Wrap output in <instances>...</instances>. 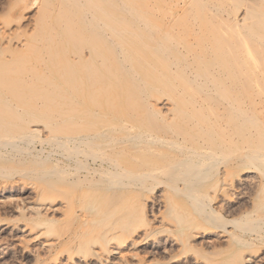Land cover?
Segmentation results:
<instances>
[{
	"label": "rangeland",
	"instance_id": "1",
	"mask_svg": "<svg viewBox=\"0 0 264 264\" xmlns=\"http://www.w3.org/2000/svg\"><path fill=\"white\" fill-rule=\"evenodd\" d=\"M48 1H51L50 4H52V2L54 1L53 4L55 3L54 4L55 7H57L59 4V2L57 4L55 0H48ZM40 2L41 0L39 1L37 0V2L36 0H0V60L3 59L2 58L3 55H5L4 57H7V55L9 54V52H7L8 49H12L14 52L18 51V54L21 53L20 51H23V48L21 45L23 44L24 40L26 38H29L30 36H33L34 34H35L34 36H37V34L40 31L39 25L37 23V19L39 17L38 7L41 5ZM247 3H250V1L248 0ZM82 5H79V7L81 6L83 8L85 6V5L83 6ZM52 6L53 5H51V7ZM54 6H53L54 9L49 7V10L51 9L50 11H52L51 14L53 15V18L55 15V13L53 12H55L56 10ZM62 6H63V3H62ZM60 7H61V3H60ZM48 21L50 23L52 22L51 24L49 23L51 27L53 25L52 28L56 26V23L53 22V20L51 21V19H48L47 22ZM53 23H55V26ZM163 26H161V28L163 30L166 29L167 26L166 27H163ZM176 26L177 25H174L172 27L175 28ZM178 27L179 26H177V28ZM158 28L159 26L157 25L156 27L151 26V28L150 27L148 28V31L154 34L153 30H155V33H159ZM193 28L194 30H197V27L195 28L194 26ZM32 32L34 33L33 35H31ZM183 33L180 36L178 35L179 37H174L175 39H171L172 41L170 40V42H168V40L165 41V43H163L164 45L161 42L162 46L159 44L160 43L159 40L157 44L155 43L157 41H154V39H150V40L151 42L152 41L154 42L153 44L160 46L159 48L161 49H159L156 46L158 56L161 58L163 57L167 60L169 59V61H171L170 71L173 70V73L175 72L178 73V71H176L177 70L176 68L177 66H179V63L181 64L178 67L179 68L178 70L181 69L180 72H183V71L185 72V73L183 72L182 77H180V78H183L184 80V77L186 76L187 78L192 77V75L190 74H194V72L197 69L196 65L198 63L197 61L199 57L198 55H199L200 40L197 37L198 36L197 33L188 34L187 36L185 35V37ZM231 33L233 32H230V36L233 37V34L231 35ZM139 44L140 43H132L130 45V49H128V53L126 51L125 55L126 54L136 55V54L141 53L140 50H138ZM248 44L249 43L246 44L245 42L243 45L246 47L247 46L250 47V49L252 50L253 48H255V52L252 53V51L248 49L247 52L249 53V55L251 54V56L249 57L248 53H245L242 47V50L240 52L241 54L239 53V58L241 59L243 58V60L244 59L246 60L248 58V60H250L252 56H254V54L256 53L258 54L259 52L260 56L259 55L257 56L261 57V59L263 58L261 60L262 63L257 64V61H256L255 65L253 64L255 67L250 65L248 70L249 72L251 71L255 72L252 74L254 76L252 78L253 79L256 78L257 79L256 81H259L260 83L256 82L255 83L256 85L252 84L250 85L251 88H247V89L246 88L233 89V87L232 88L230 87L232 90L229 88L225 90V92L222 91L224 95L220 93L219 100L223 102L222 105L228 102L229 104L231 103L233 106L230 107V112H229L231 113L230 116L228 115V117H230L231 119L227 117V114L223 113L224 115L222 114L223 116L221 115L220 119H218L219 127L218 129L216 128L214 132H211L213 131V129L211 131H206L205 128L203 129L198 128L199 127L198 123L192 124L193 122L191 121L193 120H195L194 122L197 121L196 119H192V118H195L196 116V114H194L195 112L193 113L195 116L191 118L192 120H190V117H189L190 115L187 114L188 111L189 112L196 111V113L199 112L201 108L200 106L202 105L198 103L199 101L197 97L194 98V100L197 99L196 104L194 101L192 102L193 105L189 104L191 107L188 104H187L188 106H186V103H184V105L181 106L182 110H185V108L183 109V107L185 106L187 107V109L189 107L191 109L189 108L190 110L189 109L187 111L185 110V112L182 111V113L185 114V115L183 114L185 118L183 121H181V124H179L180 123L179 120H182V119H178V117H181V115L178 117L175 116V114L177 115L178 113L177 109L174 110L175 107L178 108L177 105L172 110L173 112H175L173 113L172 111L168 110L166 107V105L169 107H171V105L165 103L168 100L167 98L171 97L168 94L170 90L169 86L172 87V85L168 84L169 85L168 86L166 84L168 86L167 87L165 86V84H163L164 88L163 86L161 87L160 85L158 90L151 88V87H154L152 83L153 82L152 78H150L151 71L155 72L153 68L154 67L156 68V65L154 64H153L154 67L152 66L153 68L151 71L149 70L150 68L148 70L143 69L145 70L143 71V73L144 72L147 73L146 71H150L147 74L145 73L141 74L142 70H139L140 71L139 74H136L132 66H134L135 69H138V68L135 65L131 66L130 63L125 60L126 61L125 64L127 63L126 67H128L131 70L130 71L128 70L129 75L125 77V79L121 82L123 88H129V87H134V86L137 87V85L142 86V88L143 87L146 88L145 84L147 85L148 83H144V79L147 81H150L151 84L149 83L150 85L149 84L147 85L148 88H151V90L153 89L156 91V92L151 91L152 93L151 96L154 97L153 99L151 100L149 99V98H152L149 94L150 93L149 91L148 92L146 91L145 93H143V97L145 99L142 97V99L140 101L138 100L137 102H135L136 100H133V99H129L125 101L123 99L122 100L114 99L113 104L115 103V105L112 108H115V109L109 110L108 112H106L108 110L106 109V106H108V104L106 105L104 103V98L106 94L104 95V93H98V94L94 93L87 100L86 99L78 100L79 104L77 103L76 105L73 106L74 109L81 114V116L87 114V116L90 117V120L92 118V121L89 122L88 127L86 128L90 141L94 140V137L98 136L100 133H102L103 135L99 137H102L103 140L109 138V135H111V133L114 136H117L114 133L116 134L123 133L126 127H128L129 129L131 128L130 125L126 124L125 122L128 120H125L124 115H123L124 112L128 111V112L133 113L139 108L143 109L142 106L144 108L145 106H147V109L148 107L149 109L151 107L152 110L151 109L150 110L153 111L154 116L150 117V120H151V122L149 123L150 125L148 124L146 126L153 127L154 129L153 131L155 133L160 132V133H157V135L159 134V136H161V133L162 134L165 133V132H162V130L167 131L166 132L167 134L165 133L166 135L164 136L162 135V137H168L171 135L173 136V134H176L175 128L178 127L177 125L179 124V126L180 125L183 126V123H184V134H185L184 137L185 138L183 142L182 140H179V142L180 143L182 142L184 145V150H183L184 157L182 156V158H185V155L188 156V153L191 152L190 150H188V148L191 147L192 140L193 141L194 139L198 140L197 136L199 135V133L202 132V130L205 129L204 131L209 133V135L208 137L204 136L203 140L205 138V141L212 140L216 143L215 152H213L215 161L212 163V165L210 164L209 166L210 170L208 169V166L205 167V169L203 170L201 174V177L199 176L196 179L192 178L191 180L198 182L196 183V186L198 189L196 190V192L200 191L199 194L197 193V195H199V198L203 200L204 202L206 201V203L210 204V206L214 207L215 210L220 212L216 218L209 217L208 219L204 220L202 218L200 219L199 216L196 214L195 215L191 214L192 219L195 216V219H194L195 222L193 220L188 221V224H192V222L194 224L190 226L191 228H184V208L185 206H187L185 210L188 213H191V211H193V209L187 205V201L189 202V200L186 198L187 199L186 201V199L184 198V194H181L182 190H184L183 188L184 181L186 180H180L179 178L175 176H174L175 177L174 179L172 178L173 176H170V175L158 174L153 169L154 167L162 166V164L163 165L164 164L167 165V163L170 164L173 159L178 158V157L179 158L176 160L179 161L181 154L178 155L177 153L178 151L176 149L177 147H173L175 145H170L169 146L170 148L169 147L167 148V146L158 147V150L161 149L162 153L164 149L165 151L169 150L168 157L165 156L167 155V152L163 156L162 153L160 154V152L157 151V149L154 154L156 155L157 153H159L163 157L159 156L158 154L157 155L160 158L157 155L155 156L154 154L152 157H150L149 153H148L149 157H147V159L146 157H143L144 154L147 155V151L151 150V149L148 150V148L146 147H149V148L156 147V145H154L155 141L153 142V145L150 142L148 143L146 142L144 135L146 136L147 134H151L154 137L156 135H153L154 132H150V130H152L151 128L147 127L148 128L147 129L144 126L142 128L143 129L146 128L147 129V130L145 129L146 131L141 130L142 128L140 129L139 127L138 129H140L139 131L142 136L139 138L141 139L143 138L145 140L142 139L143 140L142 141L139 138L137 140L138 141L141 140L140 142H138L136 139L133 140L136 143H134L131 140L130 145L128 144L127 147H126V144L125 145L122 144V146H124L123 149L121 150V152L119 151L120 148L122 147L121 146L120 148H118L119 149L118 151L122 153L123 155L119 154V152L117 153V149L112 148L113 150L112 151L110 146L109 147L106 146L108 148H104L105 145L104 146L102 145L103 146L102 148L98 147L99 150L97 148L95 149V151L96 150L97 152L100 151L98 152L97 155L103 156L102 154L105 153V156L109 155L110 157H111L110 153L113 155L116 152L117 153V154L115 153L116 157H120L118 160H121L123 158L122 156L126 155L125 153L128 152L129 147L133 146L134 148H130L133 151L131 152L129 150V152L127 153L129 155L131 152L132 157H127L128 155L124 156V158L126 157L127 160L130 161L129 166L131 168H134V170L137 169V167L139 168V170H141L145 168L144 166L148 165L149 162L150 163L152 162L151 165L154 163V165L156 166L154 167L152 166L153 168L151 167V169H149V167L151 166L149 164L150 165L148 167L149 172L146 170V173L152 174L153 176H148L147 178L142 179V180H139V179L138 180L136 179L126 180V181L123 180V181L116 182L114 184L112 181H109V180H100V181H95L97 179H94V181L89 180V184L93 185L94 187L90 186L88 190L80 191V187L78 184L76 187V190H74L75 196L72 191L73 189L70 191L68 190L67 192L64 191V189L65 188L68 189V187H62L63 191H59L58 189L54 191H48V192L46 191L47 193L41 199L42 203L44 204L58 203L62 199L69 198L73 193L72 197L75 199V201L70 203V210L67 211L65 214L62 212H50V213L42 212V213L37 214L36 211L30 208L27 209L26 207L28 204L32 205L34 203H37L39 200L38 197H41V196H38L39 195L38 191H41L38 184L36 183L38 186L37 187L35 186L36 184H34L35 182L32 183V181H34L33 179H37L39 181V178H41L42 174L40 172L38 173L36 172V173H32V174H36L33 176L31 175L30 172L32 171L29 170V168L32 169V167L34 168V166L38 164L46 163L44 161H47L46 165L49 167L55 166L57 163V159L59 157V149H56L57 144L50 138V136L52 135L51 131L53 129L50 128L51 131H47L48 126L43 125L44 124L43 122L45 121V118H47V115H48L49 109H47V107H43L41 109L42 112L40 113V116H39V117L42 116V118L44 119H41L38 117L37 114L39 113L35 115L37 117H27L25 114L19 113L16 110L18 114L23 115L22 117H24L25 121L32 119V122L34 120L35 121L40 120V122H38L39 123L38 126L36 125L37 122L31 123L32 125L29 124L31 128L37 127L36 128L37 131L33 132V134L37 132L38 134L37 133L36 134L38 135V137L34 138L35 136L33 135L31 138H29L30 140L29 139L18 140L14 148H12V146H8V145L5 146L0 143V264H241V262L242 263L244 262V264H264V238L262 237L264 236V228H263L264 224L257 225V226L255 225L251 227L252 221L250 220L252 219L250 216L253 215L254 213L256 212L261 213V210H258V208L261 205V203L264 201V176L259 174V173L264 174V108H263L264 103L253 106L255 108L253 107L247 108L250 106L249 102L251 98L258 96L260 93L264 95L262 92L264 91L263 89L264 82H262L264 81V64H263L264 50L261 51L262 48H259V47L264 48V42L263 43L255 42L251 45H248ZM185 46L188 48L186 49ZM240 46L242 45L240 44ZM132 48L134 49V51ZM152 48L148 49L145 53H143V55L152 57L151 53L152 52L155 53L152 50ZM185 49L188 50L187 54H186ZM244 49L246 50V48ZM178 51L179 52L181 51V52L179 53ZM184 55L186 58L182 57ZM194 55L196 57H194ZM175 56L179 58L180 60L179 59L174 60L173 57ZM256 57L254 56L253 58L258 60L259 58H256ZM188 61L191 64L190 66H188L189 65ZM132 63L134 64L133 61L131 62V64ZM175 64H177V66ZM260 64L262 67L260 66ZM186 66H187V69H184ZM193 66L195 68H193ZM132 69L134 70V72ZM157 69L158 68H156V70ZM190 69L191 70L195 69V70L193 72ZM187 71L190 73H188ZM180 72L179 74H181ZM187 73L189 75H187ZM148 74L149 76H147ZM235 74L236 73H234V75ZM238 74L239 73H237V77L233 76L235 79L232 78L230 75H227L226 76L227 79H225L226 83L231 84V86L234 85V87H236L235 85L241 86L239 83L235 82L237 80L236 78H238L239 76L241 77V74L240 75ZM252 75H250V77ZM146 76L147 78H145ZM149 78L151 80H149ZM231 78L234 79L233 83H230ZM178 81L179 80L177 77V82ZM247 84L248 83H245L244 87H247L248 86ZM257 84H258V87H257ZM178 85L179 87H177ZM178 85L176 87L180 88V84ZM191 85L194 86V87L192 86L193 88L196 87L197 90L200 88L199 83H197L198 86L195 83ZM186 87L187 86H185V88ZM241 87H243V85ZM72 88L68 89L69 91L71 90L72 94L69 91H68V94L72 95L75 98L79 96L78 94H82V93L86 94V92L84 91H78L79 89L77 87L76 88L78 90L75 89V91L72 90ZM185 88H184V91L188 93V91L185 90ZM261 88H262V91H261ZM93 91L94 90H92V92ZM165 93L167 94L165 95ZM186 93L185 95H187ZM111 94L112 95L114 94L113 91H111ZM148 95L149 97H147L146 99V96ZM156 98L159 100H156ZM189 98L190 97L188 96L187 101L191 102L192 99L189 100ZM222 98H224V100ZM148 99L150 102L148 101ZM131 100H133V102ZM142 101L143 102L145 101V102L142 103ZM152 102L155 103L156 105L155 109L158 108L157 110L152 108V106H149V103H152ZM153 103L152 105L154 107ZM156 103L157 104L159 103V104L157 105ZM242 103L244 104L242 105ZM159 105L160 106L162 105V106L160 107ZM178 105H182V104H178ZM232 107L233 108L235 107V109L238 108V111L234 110ZM14 108L16 109L15 106ZM15 109H12V111ZM231 109H233L232 112H231ZM178 110H180V107L178 108ZM113 111L117 113L114 112L115 113L114 114ZM157 111L160 113H158ZM240 111L241 113H239ZM171 112L173 113V115ZM106 113L108 114V116L106 115ZM116 115H119V116L122 115L121 116L122 119H119L120 117ZM114 116L117 118L116 119L111 118ZM25 117H27V119ZM19 118L21 120V117ZM36 118H38L39 120ZM104 118L106 119V121L108 119L107 122L105 121L106 123L109 122L110 124H113V123L119 122L118 120L120 121L122 120L121 122L123 124L121 125V123H119V126H117L118 124H115V126L113 125L111 126L108 123L107 126H110L111 128L109 127V129H107L108 127H106ZM0 119L2 120L1 116H0ZM25 121L23 122L25 123ZM57 121H59L60 123ZM57 121H56V124H58L59 126L63 125L64 127H66L65 126L66 124H63L60 120H57ZM2 122H0V128L3 127V130H4L6 128L5 126H3L5 124ZM20 123L23 124L22 122ZM20 123L17 126V129L16 127L14 129L22 130L23 128L22 129L18 128L22 126L20 125ZM128 123H130V121H128ZM103 124H104V127H103ZM25 127L27 128V126ZM14 129L11 130V132L8 130V133L10 132L9 134H7L6 131H4V134L10 135V136H7V135L5 136L4 134H3L4 136L0 135L1 136L0 140L8 139L13 136H17L16 134L17 133L19 134L20 132H17L16 130L14 131ZM110 129L112 131L110 132V134L107 135L108 137L107 136L105 137L106 133L109 132ZM113 129L114 131L116 130L117 131L113 132ZM156 129H157V132L155 131ZM27 130L28 129L26 130L23 129L21 134H24V132L26 133ZM38 130L40 132H38ZM60 130H64L62 126H60L58 130L59 134H60ZM102 130L103 131L107 130V131H105L106 133L105 132L103 133ZM148 130L150 133L147 132ZM118 131H121V132L119 133ZM170 131L173 134L168 135L169 134L168 132ZM48 132L49 134L51 133L50 136ZM194 132L196 134H194ZM0 134H2V128L0 130ZM58 135H55V137ZM186 135H189L190 137ZM53 137L54 135H52V138ZM99 137L96 140H100L101 138ZM46 138L48 141H46ZM32 139H34V141H32ZM187 139L190 141V143ZM51 143L52 145L54 143L53 146H56V147H53L52 145H50ZM132 143L134 144L132 145ZM145 144L146 146L144 147ZM149 145L150 146L152 145V147H150ZM117 146H120V145H117ZM139 146L140 147L143 146V148L142 147L140 148ZM124 148H128V149L124 150ZM144 148L147 150V151L145 150V153H144ZM192 148L193 150L196 149L195 151L206 152V148H203V147L200 148V146H197V147L195 146ZM100 149H103V150H100ZM105 149L107 151H105ZM134 150L135 151L138 150V151L134 152ZM142 150H143V153L141 152ZM139 151L141 154H139ZM134 153L135 154L138 153V154L134 156L133 155ZM142 154H143L142 158L144 159L142 158L140 159H142L143 162L147 161L146 163L148 164L144 163L145 165L143 164V166H141L140 164L142 163L138 162L139 166L142 167L141 168L137 165V161L140 160L139 157ZM117 155H120V156H117ZM246 155H250L252 157L251 158L246 157ZM116 157L113 156V158H116ZM136 157H138L137 158L138 160L136 159ZM124 158H123L124 161L121 160V162H126ZM129 158L131 159L129 160ZM132 158L136 162L133 161ZM55 160H56V163L54 165L53 163ZM90 160L91 159H89L88 161ZM164 160H166L167 162ZM176 160H173V164L171 163L170 165H174V164L177 165L178 161L176 162ZM238 160H241V161H238ZM242 160H246V161H242ZM48 162L50 164H48ZM70 163L72 166L74 165L73 160H70L69 164ZM158 164L160 166H158ZM246 165L247 167H245ZM80 172L78 173L79 176L82 175L80 174ZM175 174L176 173H174V175ZM169 179H170V182L172 181L171 183H173L177 189L176 194L174 193V191H171L169 189V186H168V183H170ZM78 180L77 182H79ZM96 186L99 187V188L97 187L98 190H96L97 189ZM218 186L220 189L218 188ZM36 187L37 189H39L38 191ZM93 190L95 191L93 192ZM214 190H216L217 192L215 191L214 193ZM202 192L204 193L202 194ZM173 193L177 196L175 197ZM177 193L179 194L180 197L178 196ZM166 195L168 196V198L170 197L169 198L170 201L168 200ZM212 195L213 197H211ZM262 197L263 199H261ZM211 198L213 199V201ZM166 202H169L170 205H168V203ZM218 202L219 204H217ZM90 210L95 211L94 216L87 217L88 220L85 222L81 221L83 219V217L81 216L77 218L73 217L80 212L81 213H83L84 211L90 212ZM243 213L244 215H242ZM245 214L248 216H245ZM175 216L177 217V219ZM237 216H239L238 219L240 218L241 221H243V219L245 220L246 218L247 220L243 222L240 221L239 223L241 225H239V227L235 229V228H232V226L226 221L231 220V219H237ZM241 216H243L244 218H242ZM148 221L150 223L153 221L152 224L154 226H157L156 227L157 229L154 233L150 234L149 236H145V231H144L145 225L144 224L148 223ZM178 226L179 228H177ZM182 226L183 228H180ZM131 231L132 233H130ZM229 231H230L231 236L233 235L232 239L230 236L228 237V235H230L228 233ZM240 231L241 232L243 231V232L240 233ZM237 236H238V239H241L240 243L238 242V240H236ZM234 237L236 239H234ZM259 237L261 238L259 239ZM50 239L51 241L53 240L52 245L46 246L44 243ZM120 239H124V240H120ZM133 240L134 241L137 240L136 242L138 243L134 247V249L130 245V243H132ZM128 249L136 253V256L134 258L128 257L125 260L126 262L125 261L121 262L117 258L118 256L116 255L114 251L124 250L123 252H127ZM101 252L103 253L101 254ZM99 254L103 256L102 258L105 257L104 263H101V261L98 259L97 255ZM248 257L252 259V260L250 259L249 263L246 262V259ZM77 260H80V262L77 263Z\"/></svg>",
	"mask_w": 264,
	"mask_h": 264
},
{
	"label": "bare ground",
	"instance_id": "2",
	"mask_svg": "<svg viewBox=\"0 0 264 264\" xmlns=\"http://www.w3.org/2000/svg\"><path fill=\"white\" fill-rule=\"evenodd\" d=\"M249 1H250V3H247L248 0H76V1H74V0H58V1L55 0V2L57 4L59 2L58 6L55 7L54 6L55 3L53 4L54 1L52 2V4H50L51 1L41 0V2H40L41 5L38 7L39 8V13H38L39 17L37 19V23L39 25L40 31L37 34V36H34L35 34L32 32L31 35H33V34L34 35L30 36L29 38H26L24 40L23 44L21 45L23 48V51H20L21 53L18 54V51H16L17 52L16 53L12 49H8L7 52H9V54L7 55V57H4L5 55H3V57H2L3 59L0 60V116L2 117V120H3V122H2V120L0 119V122L4 123L5 125H3L2 123L1 124L3 126H5V128H6L3 130V127H1L2 128V134H0V135L6 136L15 127L17 129V126L19 125L20 122H22L24 125L20 123V125H22V126L18 127V128H20V129L23 128L25 130L28 129L26 133L23 131L24 134H21L23 129L22 130L14 129V131L16 130L17 132H20L19 133L20 135L17 133L16 134L17 136H13V137H10L8 139H1L0 143L2 145H5V146L8 145V146H12V148H14V146L18 140L29 139L33 135L35 136L34 138L38 137L37 132H36L37 134L36 133L33 134V132L37 131V129H36L37 127L31 128V126H29V124H31L33 122H35V123L37 122L36 125L38 126V124H39L38 122H40V120L38 118H36L39 121L34 120L32 122V119L25 121L24 117H22L23 115L18 114L17 111L19 113L25 114L27 117H37L35 115L37 113H39V114H37L39 117L40 113L42 112L41 109L43 107H47V109H49L48 115H47V118H45V121L43 122L44 124L43 123L42 124L44 126H48L47 131H51V129H53L51 131V133H52V135H54V137L52 138L51 133L49 134V132H48V134H49V136L51 135L50 136L51 140H53L57 144L56 149H59V157L57 155L58 159L56 158L57 163H56V160L53 163L54 165L56 163L55 166L49 167L46 165L47 161H44L46 163L38 164V165L34 166V168L31 166L32 169L29 168V170L32 171V172H30L31 175H33V176L36 174H32V173H36V172L37 173L40 172L42 174L41 178H39V181L37 179H33L34 181H32V183L35 182L34 184H36V183L38 184L41 191H38L39 189H37V187H38L37 184L35 186H37L36 189L39 193L38 196H41V197L37 196L39 198V200L37 198L38 202L34 203L32 205L28 204L26 208L27 209L30 208V209L36 211L37 214L42 213V212L43 213L62 212L65 214L67 211L70 210V203L75 201V199L72 197V195L74 193V196H75L74 190H76V187L78 184L80 187V191H86L89 189L90 186H93V185L89 184V180H93V181H94V179H97L95 181L109 180V181H112L114 184L116 182L123 181V180H125V181L126 180H135V179L136 180H138V179L142 180V179L147 178L148 176H153L152 174H147L146 170L149 172V169H151L152 166L154 167L156 165H154V163L151 165L152 162L150 163L149 161L148 162L151 166L148 163H146L147 161L143 162L142 161V159H144V158H142L143 154L139 157V159L140 158H142V159L137 161V165L139 166V163H142L140 165L143 166V164L146 163L148 165L144 164L145 165L144 167L147 169L143 168V169L139 170V168L137 167L138 171H137V169H135L136 170L135 171L134 168H131L129 166L130 161H128L126 157L124 158V156L128 155L127 153L129 152V150L131 152L133 151L132 149H130V148H134L133 146L129 147V149L124 148V150L128 149V152L125 153L126 155L122 156L126 162H121V160H123L122 157H121L122 158L121 160H118L120 157H116V155H115L116 152L113 155L110 153V155H111V157H110L109 155L105 156V153L102 154L103 156L97 155L98 152H100V151H98V152H97V150L95 151V149H97L98 147L102 148L105 145L104 148H108L110 146L111 150H112V148L117 149V153H118L119 151L121 152V150L124 147V146H122V144L123 145L126 144V147H127L128 144L130 145L131 140L132 141L135 139L137 140L139 137H142L139 130L143 126L147 128L148 126H146V125H148L151 122L150 117L154 116L153 111H151L152 110L151 107H150L151 110L149 109V107L147 109V106H145V108L142 106L143 109L139 108L140 110L138 109L133 113L128 112V111L124 112L123 115H124L125 120L130 121L131 124L128 123V121H125V120L124 121L126 122V124H129L131 128L129 129L128 127H126L127 130L124 129L125 131L124 132L122 131L123 133H121V134L114 133L117 136H114L111 133L112 136L109 135V138L104 139V140L102 137H99V136L103 135L102 133H100L98 136L94 137V140L90 141V138L88 136V132H87L86 128L88 127L89 122L92 121V118L90 120V117L87 116V114L81 116V114L78 111H76L73 106L78 103V100H80V99H86L87 100L94 93L95 94L104 93V95L106 94L105 98H104V103L106 105L108 104V106H106V109H108L106 112H108L109 110L115 109V108H112L115 105V103L113 104L114 99L115 100H122L123 99L124 101L129 100V99H133V100H136L135 102H137L138 100L140 101L142 99L143 93H145L146 91L147 92L149 91L150 92L149 94L151 96V94H152L151 91H155L156 89L158 90L160 85L162 87L163 84H165V86L170 84V85H172V87L168 85L170 88L168 95L171 97L167 98L168 100L165 103L171 105V107L166 105L167 109L170 111H172L176 105L178 108L180 107V110H178V108H176V107L174 109V110L177 109L178 113L180 112L179 115H178V113H177V115L175 114V116H177V117L181 115V117H178V119H182V120H179L180 121L179 124H181V121H183L185 118L184 117L185 114L182 113V111H184V112H185V110L187 111L191 107L189 104L193 105V103H192L193 101L196 104L197 99H195L196 100L195 101L194 98L197 97L198 101H199L198 103H200L202 105V106H200L201 108H200L199 112H197V113H196V111H193V112L188 111L189 113L187 112V114L190 115L189 116L190 120H192V119L197 120L196 122H194L195 120L191 121V122H193L192 124L198 123L199 124L198 128H200V129L205 128L206 131H211L213 129V131H211V132H214V130L216 128L218 129V127H219V120L218 119H220V117L223 113L227 114V117H228V115L230 116V114H231V113H229L230 107L233 106L231 103L229 104L228 102H226V104L222 105L223 102H221L219 100L220 99V97H219L220 93L223 94L222 91L225 92V90L229 89L230 87L231 88L233 87V89H235V88H237V89L238 88H242V89L251 88L250 85H252V84L254 85L256 82H259V81H256L257 80L256 78H254V79L252 78V77H254L252 74L255 72L251 71L252 72L251 73L248 70L249 66L250 65L254 66L256 61H257V64L262 63L261 60L263 58L261 59V57L257 56V55H259V52H258V54L257 53L254 54L255 57L257 56L256 58H259L258 60L253 58L254 56H252V58L250 60H248V58L246 60L245 59L243 60V58L242 59L239 58V53L241 52L242 47H243V51H245V53H248L247 52L248 49L250 51H252V53L255 52V48H253V50H252V49H250V47L244 46L243 44L245 42H246V44L249 43L248 45H251L255 42H262V43L264 42V0H249ZM36 2H37V0H36ZM60 3H61V7H60ZM62 3H63V6H62ZM78 4L79 5L83 4L85 6L82 8L81 6L79 7ZM51 5H53L56 9L55 12H53V13H55L54 18H53V15L51 14V12H52V11H50L51 9L49 10V7H51ZM53 6L51 8H53ZM56 11H57V13H56ZM48 19H51V21L53 20V22L56 23V26H55V23H53L55 26L54 28H52L53 25H52V27L50 25L52 22L51 23L49 21L47 22ZM48 24H49V26H48ZM156 25L159 26V28H158L159 33H155V30H153L154 34L150 33L148 31V28L149 27L151 28V26L156 27ZM163 25H165V26H163ZM174 25H177L179 27L177 28V26H176L175 28H173L172 26H174ZM161 26H163V27L167 26V27H166V29L163 30L161 28ZM194 26H195V28L197 27V30H194V28H193ZM152 29H154V28H152ZM160 29H161V31H160ZM169 29H171V30H169ZM230 32H233V33H231V35L233 34V37L230 36ZM182 33L184 34V37H185V35L187 36L188 34H194V33L196 34L197 33V35H198L197 37L200 40L199 55H198L199 57H198V61H197L198 63L196 65L197 69L195 72H194L195 69H192V70L190 69L191 71L194 72V74H190V75H192V77H190V78H187V76L185 75L186 77H184V80H183V78H180V77H182L184 71L180 72L181 69L178 70L179 69L178 67L181 64L179 62H178L179 66H177L178 63L175 64L177 66L176 71H178V73L175 71H174L175 73H173V70L170 71L171 61H169V59L167 60L163 57L162 58L159 57L157 54V50H156L157 47L158 48L160 47V46L156 45L158 43V40L160 41L159 44L161 45V42H162V44L165 43V41H167V40H168V42H170L171 39H175L174 37H179ZM150 39H154V41H157V42H155L156 44H153L154 42L153 41L151 42ZM132 43H140L138 50H140L141 53L136 54V55H134V54H132V55L126 54L125 55L126 51L128 53V49H130V45ZM240 44L242 46H240ZM136 47H135V49H136ZM150 47L151 48L153 47L152 50L156 54L152 52L151 53L152 57L143 55V53H145L148 49H151ZM185 48L187 49L188 47L185 46ZM244 48H246V50ZM259 48H262L261 51L264 50L263 47H259ZM159 49H161V48H159ZM133 51H134V49H133ZM256 51H258V50H256ZM261 51H260V53H261ZM161 53H162V51H161ZM187 53H188V50H186V54ZM119 55H121V56H119ZM185 55L182 57L186 58ZM248 55H249V53H248ZM250 56H251V54L249 55V57ZM194 57H196V56L194 55ZM246 57H247V55H246ZM246 57H244V58H246ZM173 58H174V60L179 59L176 56ZM125 60L127 62H129L131 66L135 65L138 68V69H135V67L132 66V68L135 70L136 74H139V72H140L139 70H142L141 74L143 73V71L148 70L149 68H150L149 70L151 71L152 68L154 67V65H156V68H158V69L156 70V68L154 67L153 70L155 72L151 71V75H150V78H152V81H153L152 83L154 85V87H151V88H153L155 90H153V89L151 90V88H148L147 85L149 83L151 84V82L147 81L145 79H144V83H148L147 85L145 84V86L148 90L146 88H144V87L142 88V86H138V85H137V87L134 86V87H129V88H123L121 82L125 79V77H127L129 75V71L131 70L128 67H126L127 63L125 64V62H126ZM132 61L134 62V64L133 63L131 64ZM172 64H173V62H172ZM188 64H187L188 66L191 65L189 61H188ZM263 64H264V62H263ZM184 66H185V64H184ZM260 66H261V64H260ZM193 68H195V67L193 66ZM143 69H145V70H143ZM184 69H187V66ZM134 70H133V72H134ZM150 71H146V72L148 73ZM179 72L181 74H179ZM147 73H145V74H147ZM152 73H153V75H152ZM188 73H190V72H188ZM188 73H187V75H189ZM234 73H236V74L234 75ZM237 73H239L238 75L241 74V77L239 76L238 78H236L237 80L235 82L239 83L241 86L243 85V87L237 86V85H235L236 87H234V85L231 86V84L226 83L225 79H227L226 78L227 75H230L232 78H234L233 76L237 77ZM149 74L147 76H149ZM250 75H252V76L250 77ZM147 76L145 78H147ZM177 77L179 80L178 82H177ZM150 78H149V80H151ZM232 78H231V81L229 80L230 83H233V81L235 79V78L234 79H232ZM250 78H252V79H250ZM262 82H264V81H262ZM193 83H195L196 85H197V83H199L200 88L198 90L196 87L193 88L194 86L191 85ZM245 83H248L247 87H244ZM178 84H180V88H177V87H179ZM184 85L187 87L185 88ZM262 85H263V83H262ZM73 86H75V87H73ZM189 86H190V88H189ZM111 87L112 88L114 87V88L112 89ZM257 87H258V84H257ZM69 88H72V90H74V91H75V89H77L78 91H84V92H86V94L85 93L78 94L79 96L77 98H75L72 95L68 94ZM163 88H164V86H163ZM184 88H185V90L188 91V93H186L184 91ZM92 90H94V91L92 92ZM111 91H113L114 96L111 94ZM261 91H262V88H261ZM69 92L71 93V90ZM184 92L187 95H185ZM262 92L264 94V91H262ZM166 94L167 93H165V95ZM145 95H147V94H145ZM257 95H258V93H257ZM188 96L190 97L189 100L192 99L191 102L187 101ZM253 96H255V95H253ZM147 97H149V95L146 96V99H147ZM151 97L152 98H149L150 100L154 98L153 96H151ZM149 99H148V101H149ZM222 99L224 100V98H222ZM133 100H131V101L133 102ZM156 100H159V99L156 98ZM144 102L142 101V103H144ZM220 102H221V104H220ZM152 103H149V106H152V108L155 109L156 105H155V103H153L154 104V107H153ZM184 103H186V106L189 105L190 107L187 109V107L185 106V107H183V109L185 108V110H182L181 106H183ZM263 103H264V95H262V93H260L258 96H255V97L250 99V102H249L250 106L247 108L253 107V106L258 105V104H263ZM178 104H182V105H178ZM243 104L244 103H242V105ZM130 105H131V103H130ZM134 105H135V103H134ZM14 106L16 107V109L14 108ZM132 106H133V104H132ZM247 106H248V104H247ZM11 108L15 109V110H13L14 112L12 111ZM239 108H240V106H239ZM247 108H245V109H247ZM253 108H255V107H253ZM157 109H155V110H157ZM233 109L238 111V108L235 109V107H234ZM233 109H231V112ZM258 111H259V109H258ZM114 112L115 111H113V113ZM115 113H117V112H115ZM158 113H160V112H158ZM173 113H175V112H173ZM173 113H172V115H173ZM193 113L196 114V116ZM236 113H238V112H236ZM239 113H241V111ZM259 113H260V111H259ZM106 115L108 116L107 113H106ZM110 115H111V113H110ZM116 116H119V115H116ZM121 116L122 115H120L119 116L120 118L119 117L118 118L122 119ZM194 116H195V118H192ZM19 117H21V120ZM27 117H25V118L27 119ZM114 117H111V118H113V119L117 118V117H115V118ZM39 118L44 119V118H42V116ZM228 118H230V117H228ZM22 120L25 121V123ZM57 120H60L63 124H66L65 125L66 127H64L63 125H60L64 129V130H60V134H62V135L59 134L58 130H59L60 126L58 124H56ZM190 120H189V122H190ZM105 121H106V119L104 120V122ZM107 121H108V119H107ZM118 121L119 122L113 123V124H110L109 122L108 123L111 126L112 125L115 126V124H118L117 126H119V123H121V125L123 124L121 122L122 120L121 121L118 120ZM45 122H47V123H45ZM57 122H59V121H57ZM35 123H34V125H35ZM69 123H71V124H69ZM108 123H106V127H108L107 129H109V127H110V126H107ZM104 124H103V127H104ZM179 124L177 125L178 127L176 126L177 128H175L176 134H173L171 132L172 130L170 131L171 133L168 132L169 133L168 135L173 134L174 137L172 135L168 136V137H162V135L164 136L167 134L166 133L167 131H164V130H162V132H165L166 134L161 133V136H159V134L157 135V133H160V132H157V129L155 130L157 133H155L153 131L154 130L153 127H151V126L148 127V128L152 129V130H150V132H154L153 135H156V136L154 137L151 134H147L146 136L144 135V138L146 139L147 143L150 142L152 145H153V142L155 141L154 145H156V147H154V148L146 147V148H148V150L151 149L150 151H147L144 148V153L146 150L147 155L144 154L143 157H146V159H147V157H149L148 153H149L150 157H152L153 154L155 153L156 149L161 154L162 153L161 149L158 150V147H162V146L166 147L167 146V148H168L170 145H175L173 147H177L176 149L178 151L177 152L178 155L181 154L179 161L176 160L179 157L173 159V160H176V162L178 161L177 165L176 164L170 165L171 163L173 164V160H172L170 164L169 163H167V165L162 164V166H160L158 164V166H160V167H154V168L152 167V168L158 174L170 175V176H173L172 178H174V179H175V177H177L180 180H186V181H184V186H183L184 190H182L181 194H184V198L185 199L187 198L189 200V202H188L186 199L187 205L189 207H191L193 209V211H191V213H188L185 210V208L187 206H185V208H184V228H191L190 226L194 223L192 222V224H188V221H190V220L194 221L195 216L193 217V219L191 218L193 214L198 215L200 219L202 218V219L206 220L209 217L216 218L220 213L217 210H215L214 207L210 206V204L206 203V201L204 202L203 200H201L199 198V195H197V193L199 194L200 191L196 192V190H198L196 183H198V182L191 180L192 178L196 179L199 176L201 177V174H202L203 170L205 169V167L208 166V169H209L210 164L212 165V163L215 161L214 156H213V152H215L216 143L212 140H206L205 141V138L203 140L204 136L208 137V135H209V133L204 131L205 130L204 129V130H202V132H204V133L201 132L198 135L199 137L197 136L198 140H195V139H194V141L192 140V145H191V147L188 148V150L191 151L190 153H188V156L185 155V158H182V156L184 157V151H183L184 145L182 143L184 141V138H185L184 137V135H185L184 134V123H183V126L182 125L179 126ZM25 126H27V128ZM57 127H58V129H57ZM138 127L140 129H138ZM1 128H0V130H1ZM247 128H249V127H247ZM55 129H57V130H55ZM137 129H138V131H137ZM145 129L142 128L141 130H145ZM8 130L10 131L9 133H8ZM4 131H6L7 134H4ZM105 131H107V130H104L103 133ZM111 131L112 130L110 129L109 132H107V133L105 132L106 133L105 137L108 134H110ZM116 131H114V129H113V132H116ZM38 132H40V131L38 130ZM54 132H56L57 134ZM118 132L120 133L121 131H118ZM147 132H149V130ZM194 134H196V133L194 132ZM55 135H58V136L55 137ZM7 136H10V135H7ZM157 136H159V137H157ZM186 136H189V135H186ZM98 137L101 139L96 140V139H98ZM139 139H141V138H139ZM145 139H143V140H145ZM179 140H182V142L180 143ZM32 141H34V139H32ZM44 141H45V139H44ZM46 141H48L47 138H46ZM140 141H138V142H140ZM133 142L136 143L135 141H133ZM134 143H132V145ZM186 143H188V142H186ZM189 143H190V141H189ZM50 145H52V143ZM53 145H54V143H53ZM117 145H120V146H117ZM139 145H141V144H139ZM152 145L151 146L149 145V146L152 147ZM56 146H53V147H56ZM106 146H108V147H106ZM145 146H146V144L144 145V147ZM195 146L196 147L200 146V148L201 147L206 148V152L195 151L196 149L193 150L192 147H195ZM141 147L143 148V146H141ZM99 148H98V150H99ZM118 148H120V150ZM176 149H175V151H176ZM100 150H103V149H100ZM108 150H110V149H108ZM105 151H107V150L105 149ZM137 151L134 150V152H137ZM168 151H165V149H164L162 155L164 156L165 153L167 152V155H165V156L168 157ZM120 152H119V154L123 155ZM131 152L129 154L130 156L128 155L127 157H132ZM141 152L143 153V150ZM137 154L134 153L133 155L135 156ZM139 154H141L140 151H139ZM157 154L159 156L163 157L159 153H157ZM113 156H115L117 159L113 158ZM117 156H120V155H117ZM167 157H166V159H167ZM246 157L251 158L252 156L246 155ZM137 158L138 157H136V159ZM89 159H91L90 160L91 162L88 161ZM130 159L131 158H129V160ZM70 160H73V162H74L73 166L71 165V163L69 164ZM132 160H133V158H132ZM148 160H149V158H148ZM158 160H160V159H158ZM158 160H156V161H158ZM133 161H135V160H133ZM151 161H153V160H151ZM164 161H166V160H164ZM238 161H241V160H238ZM242 161H246V160H242ZM31 162H33V161H31ZM48 164H50V163L48 162ZM258 164H259V162H258ZM141 166H139V167H141ZM148 167H149V169H148ZM245 167H247V165ZM241 168H243V167H241ZM79 172H80V174H82L81 176L78 175ZM174 173H176L177 175L176 174L174 175ZM259 174L264 176V174H262V173H259ZM170 179H169V182H170ZM189 179H190V181H189ZM77 180L79 182H77ZM176 180H178V179H176ZM171 182L168 183L169 189L171 191H174V193L176 194L177 189L174 186V184ZM203 184H204V182H203ZM62 187H68V189H66V188L64 189V191H66V192L68 190L70 191L73 189L72 190L73 193L70 196L71 199L69 197L67 199H62L58 203H48V204L42 203L41 199H42V197L45 196V194L48 191H54L57 189L59 191H63ZM97 187L98 186H96V188ZM202 187H204V186H202ZM98 188L96 190H98ZM218 188H219V186H218ZM216 190H214V193ZM94 191L95 190H93V192ZM203 193L204 192H202V194ZM213 195L211 197H213ZM166 196H165V198H166ZM176 196L177 195H175V197ZM178 196H179V194H178ZM167 198H168V196H167ZM169 198H168V200L170 201ZM261 199H263V197ZM168 200H166V201H168ZM212 201H213V199H212ZM166 203H168V205H170L169 202H166ZM217 204H219V202ZM247 204H249V203H247ZM255 210H253V211H255ZM258 210H261V213L256 212L250 216L252 219L249 218L252 221L251 227H253L255 225L257 226V225H263L264 224V201L261 203ZM94 212H95L94 210L93 211L90 210V212L84 211L83 213L80 212L76 215L74 213L75 216H73V217L77 218V217L81 216V217H83V219L81 221L85 222L88 220L87 217H89V216L93 217L94 216ZM245 213H246V211H245ZM242 215H244V213ZM239 216H237V219H231V220H228L226 222H228L232 226V228L236 229L239 227V225H241L239 223L241 220H240V218L238 219ZM245 216H248V215L245 214ZM241 217L244 218L243 216H241ZM176 219H177V217H176ZM245 220H247V218ZM245 220L243 219V221H245ZM178 221H180V220H178ZM243 221H241V222H243ZM152 222L150 223L148 221V223L144 224L145 225L144 226L145 236H149L150 234H152L156 231L157 226H154L152 224ZM179 226L177 228H179ZM180 228H183V226ZM132 231L130 233H132ZM242 232L240 231V233H242ZM224 233H226V232H224ZM228 233L230 234V231ZM229 236L232 239L233 235L231 236V234H230V235H228V237ZM262 237L264 238V236H262ZM260 238L261 237H259V239ZM234 239H236V238L234 237ZM120 240H124V239H120ZM236 240H238L239 243L241 242V239H238V236H237ZM136 241L133 240V242L130 243V245L133 249L138 244ZM231 241H233V240H231ZM236 242H235V244H236ZM52 243H53V240L51 241V239H50V240H47L44 244L46 246H50V245H52ZM132 248H130V249H132ZM123 251H120V250L114 251L116 253V255L118 256L117 258L121 262L125 261L128 257L134 258L136 256V253L130 251L129 249L127 252H123ZM102 253L103 252H101V254ZM101 254H99L97 256H98V259L101 261V263H104L105 257L102 258L103 256H101ZM250 259L251 258L248 257L246 259V262L249 263ZM74 262H75V260H74ZM78 262H80V260H77V263ZM241 264H244V262L243 263L241 262Z\"/></svg>",
	"mask_w": 264,
	"mask_h": 264
}]
</instances>
